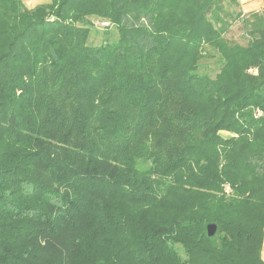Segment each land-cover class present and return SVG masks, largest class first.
<instances>
[{"label":"trees","instance_id":"obj_1","mask_svg":"<svg viewBox=\"0 0 264 264\" xmlns=\"http://www.w3.org/2000/svg\"><path fill=\"white\" fill-rule=\"evenodd\" d=\"M226 1L0 0V264H264V9Z\"/></svg>","mask_w":264,"mask_h":264},{"label":"rangeland","instance_id":"obj_2","mask_svg":"<svg viewBox=\"0 0 264 264\" xmlns=\"http://www.w3.org/2000/svg\"><path fill=\"white\" fill-rule=\"evenodd\" d=\"M231 0L226 1V5L229 4V10L241 13L244 15H249L253 12H261L264 9V5L261 2H257L255 0H237L238 4L230 5ZM27 6L35 5L33 1L24 0ZM44 0H40L39 3H44ZM108 24L101 23L99 20L94 19L93 27L90 29V39L89 44L99 46L101 45L105 39L110 41L117 40L118 34L115 28H107ZM109 32L107 36L106 33ZM228 37L234 41H237L241 44H245L246 38L244 35V29L242 23L240 21L236 22L232 28L230 33H228ZM262 259L264 261V240L262 245Z\"/></svg>","mask_w":264,"mask_h":264},{"label":"water","instance_id":"obj_3","mask_svg":"<svg viewBox=\"0 0 264 264\" xmlns=\"http://www.w3.org/2000/svg\"><path fill=\"white\" fill-rule=\"evenodd\" d=\"M218 232V227L215 224H210L207 226V235L208 237H214Z\"/></svg>","mask_w":264,"mask_h":264},{"label":"crops","instance_id":"obj_4","mask_svg":"<svg viewBox=\"0 0 264 264\" xmlns=\"http://www.w3.org/2000/svg\"><path fill=\"white\" fill-rule=\"evenodd\" d=\"M29 1H33L34 3H35V5H32V6H28V7H35V6H37V5H40L41 3H39L40 2V0H29ZM45 2L44 3H42V4H45V3H48L50 0H44ZM26 4V3H25Z\"/></svg>","mask_w":264,"mask_h":264}]
</instances>
